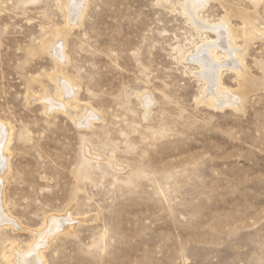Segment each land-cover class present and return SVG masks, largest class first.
<instances>
[{
    "label": "rangeland",
    "instance_id": "obj_1",
    "mask_svg": "<svg viewBox=\"0 0 264 264\" xmlns=\"http://www.w3.org/2000/svg\"><path fill=\"white\" fill-rule=\"evenodd\" d=\"M185 1L83 0L72 21L69 0H0V264H264V0L199 10L248 26L220 108L186 58L216 33Z\"/></svg>",
    "mask_w": 264,
    "mask_h": 264
},
{
    "label": "bare ground",
    "instance_id": "obj_2",
    "mask_svg": "<svg viewBox=\"0 0 264 264\" xmlns=\"http://www.w3.org/2000/svg\"><path fill=\"white\" fill-rule=\"evenodd\" d=\"M83 0H69V2L66 3L68 8V14L71 16L72 21L78 18L82 14V8ZM207 2L209 0H186L184 2V9L190 16V18L193 20V22L198 25L199 27L203 29H212L216 33V39H212L209 42H203L201 45L196 47V50L193 54L186 56L187 59L196 61L200 67L201 70H198L197 74H199L205 81V87L203 89V93L205 95L204 101H206L208 104L217 107H223L225 105H231L235 104L237 105L240 101H242V96L240 93H235L228 91L224 89L222 84V71L224 66L232 65V68H239L243 70V48H237L233 45L234 42V35L242 36L244 39L248 38L246 35L247 27H242L240 29H234L231 27L228 17L224 18L222 21H220L217 24H208L205 20L200 17L199 10L206 6ZM68 16V18H69ZM243 23L244 25H252V28L257 32L258 30L261 31L260 27L255 23V19L251 15H246L243 17ZM250 33L254 34V31H251ZM58 35V33L56 34ZM250 37L253 36L250 34ZM57 36L49 42H43L42 47L43 49H47L48 47H51V51L55 56L61 57L64 59L63 56V40L59 39L56 40ZM52 39V38H51ZM50 39V40H51ZM57 41V43L54 45L53 42ZM221 49L225 55L230 59L225 60L224 62H218V57L215 54V50ZM49 51V50H48ZM185 58V57H184ZM241 74L243 72H240ZM52 80L56 82L55 88H56V96L61 97L63 95L61 91V87L65 89V91H68L70 93L74 90L73 85L71 83H66L62 77L59 80V75H51L50 76ZM65 82V83H64ZM61 86V87H60ZM2 127V129H1ZM0 127V152L3 159L7 157L5 155V150L8 148V144L10 143V137H11V128L10 126H1ZM3 130V131H2ZM2 165V163L0 164ZM1 209V208H0ZM1 212V211H0ZM1 214V213H0ZM8 219V218H7ZM3 220V219H2ZM56 221V220H55ZM59 223V221L57 222ZM52 224V223H51ZM59 226V224H57ZM39 246V244H37ZM30 249V248H29ZM40 253V252H39ZM18 262L20 264H38V261L36 259V255H27L21 254L18 252ZM41 255V253H40ZM40 258V264H44L42 255Z\"/></svg>",
    "mask_w": 264,
    "mask_h": 264
}]
</instances>
